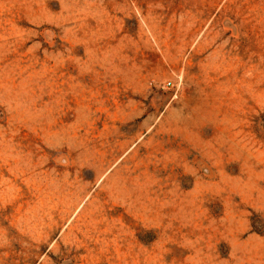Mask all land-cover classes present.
I'll use <instances>...</instances> for the list:
<instances>
[{
	"label": "rangeland",
	"instance_id": "rangeland-1",
	"mask_svg": "<svg viewBox=\"0 0 264 264\" xmlns=\"http://www.w3.org/2000/svg\"><path fill=\"white\" fill-rule=\"evenodd\" d=\"M0 264H264V0H0Z\"/></svg>",
	"mask_w": 264,
	"mask_h": 264
},
{
	"label": "built area",
	"instance_id": "built-area-1",
	"mask_svg": "<svg viewBox=\"0 0 264 264\" xmlns=\"http://www.w3.org/2000/svg\"><path fill=\"white\" fill-rule=\"evenodd\" d=\"M168 85L170 86V83H168Z\"/></svg>",
	"mask_w": 264,
	"mask_h": 264
}]
</instances>
